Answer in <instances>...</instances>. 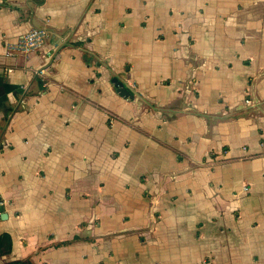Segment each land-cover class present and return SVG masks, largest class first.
Here are the masks:
<instances>
[{
  "label": "crops",
  "instance_id": "0c3cea01",
  "mask_svg": "<svg viewBox=\"0 0 264 264\" xmlns=\"http://www.w3.org/2000/svg\"><path fill=\"white\" fill-rule=\"evenodd\" d=\"M0 197V264H264V0H0Z\"/></svg>",
  "mask_w": 264,
  "mask_h": 264
},
{
  "label": "built area",
  "instance_id": "2783aa9c",
  "mask_svg": "<svg viewBox=\"0 0 264 264\" xmlns=\"http://www.w3.org/2000/svg\"><path fill=\"white\" fill-rule=\"evenodd\" d=\"M48 31L45 28L34 27L24 34L17 43L10 46V53L21 52L24 54L38 51L44 48ZM4 206V200L0 197V218L2 215L1 207Z\"/></svg>",
  "mask_w": 264,
  "mask_h": 264
},
{
  "label": "trees",
  "instance_id": "16d2710c",
  "mask_svg": "<svg viewBox=\"0 0 264 264\" xmlns=\"http://www.w3.org/2000/svg\"><path fill=\"white\" fill-rule=\"evenodd\" d=\"M7 242H8V245H7L6 249L3 250V252L10 251V249H11V239L8 236L0 238V247H3ZM3 252L0 251V254L3 253Z\"/></svg>",
  "mask_w": 264,
  "mask_h": 264
},
{
  "label": "water",
  "instance_id": "95a60500",
  "mask_svg": "<svg viewBox=\"0 0 264 264\" xmlns=\"http://www.w3.org/2000/svg\"><path fill=\"white\" fill-rule=\"evenodd\" d=\"M120 91L122 94H128V90L124 87V85L122 84L121 88H120ZM1 211H2V214H3V211H4V206L1 207ZM2 217H4V215H2Z\"/></svg>",
  "mask_w": 264,
  "mask_h": 264
}]
</instances>
